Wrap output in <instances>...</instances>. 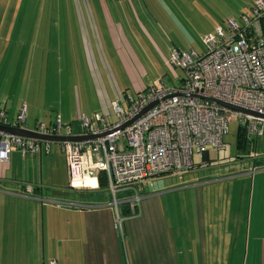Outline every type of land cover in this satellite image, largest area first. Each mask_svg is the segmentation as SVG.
Returning a JSON list of instances; mask_svg holds the SVG:
<instances>
[{"label": "crops", "instance_id": "1", "mask_svg": "<svg viewBox=\"0 0 264 264\" xmlns=\"http://www.w3.org/2000/svg\"><path fill=\"white\" fill-rule=\"evenodd\" d=\"M69 3L73 12L63 14V18L71 16L77 25L74 40L85 45L83 54L88 63V78L91 85L92 80L95 83L102 113L112 111V101L118 99L125 105L128 96H135L156 83L144 86L138 77L135 81L127 71V65L139 64L132 40L126 37V33L131 37L143 27L133 15L138 16L136 0H70ZM60 34L67 36L66 29H57L56 36ZM103 41L120 53L128 78L132 79L133 92L115 88L111 96L106 89L93 54L94 44L101 48ZM153 45L160 52L157 40L152 39L151 50H154ZM175 47L184 49L178 45L168 46L167 56L164 55L167 65L168 53ZM191 48L199 51L193 46L185 50ZM22 107L0 102V112H5L10 123H14ZM44 115L35 117L33 125L37 120L53 123L57 115L63 122L59 112L49 114L48 119ZM26 123L31 126L27 115ZM79 127L77 132L72 129L73 135L79 133ZM14 148L10 161L0 163V242L13 243V264H51L53 260L56 264H264V173L256 172L257 167L264 169V147L255 157L258 164L254 163L250 178H242L247 182L246 187L203 188L202 194L196 195L201 200L197 199L192 205H187L184 198L191 191L182 189L183 204L172 209L158 206L155 201L160 193L149 197L145 189L148 181L142 188L143 199H146H142L140 214L125 221L123 239L114 228V210L105 188L98 192L83 189L77 195L71 188L69 193H50L41 183H32L37 178L36 172H26L31 160L25 157L37 152L41 155L42 144L37 152L21 155L25 158L21 162L16 157L20 151ZM3 166H10L9 169L20 166L21 178L15 179L14 173L6 178L9 169ZM120 210L126 215L125 206L121 205ZM176 216L188 222L179 223Z\"/></svg>", "mask_w": 264, "mask_h": 264}, {"label": "rangeland", "instance_id": "2", "mask_svg": "<svg viewBox=\"0 0 264 264\" xmlns=\"http://www.w3.org/2000/svg\"><path fill=\"white\" fill-rule=\"evenodd\" d=\"M69 1L0 0V102H7L8 106L12 103L14 108L27 107L25 113L27 111L31 126L34 118L42 113L48 119L49 114L55 115L59 112L62 121L70 123L73 131L77 132L81 112L91 116L95 111L102 113V109L95 83L92 80L91 85L88 78V63L83 54L85 45L74 40L77 25L71 16L68 19L63 18V14L73 12ZM252 1L136 0L138 16L134 13L133 15L140 22L139 26L143 27L131 34V37L126 33V37L132 40L139 64L135 63L132 67L127 65V71L135 81L138 77L144 86L158 81L161 77L170 84L178 83V79L184 77L185 72L180 67L171 68L167 65L165 56L168 46L178 45L184 49L193 46L203 52L206 46L201 36L222 24L227 16L239 19L240 12L249 11L248 6ZM134 28L137 29L135 26ZM57 29H66L67 36L60 34L57 37ZM152 39L158 41L160 52L154 45V50H151ZM113 50L107 41H103L101 48L94 44L93 54L102 72L104 85L111 96L115 88L133 92V82L131 77L128 78L122 58H119L120 53ZM108 116L109 119H114L113 110ZM237 130L238 122L233 119L224 135L226 147L221 150L208 147L207 156L194 152V167L185 173L163 174L150 179L145 188L150 193L148 196L159 192L156 204L172 209L184 203L182 189L191 191L184 198L187 199V205H192L197 199L201 200L196 195L202 194L203 188L213 189L223 185L246 187L247 182L242 178H250L254 163L258 164L255 160L264 147V137L257 146L253 138L250 150L241 147L239 149L236 145ZM47 145L51 146V150L46 149ZM14 149L13 146L12 150ZM16 157L19 162L25 158L31 160V166L26 172L37 173L33 184L41 183L50 193L71 192L66 153L58 142L43 141L41 155L37 152L24 158L18 152ZM3 167L9 169L10 166ZM256 169L257 173H264L261 167ZM21 172L22 169L18 166L7 170L5 176L9 179L10 174L14 173V178L20 179ZM4 182L2 179V183ZM6 182L10 184L8 180ZM100 188H104V185ZM75 190L77 195L83 189ZM175 218L179 223L188 222V219L177 216ZM191 220L193 222L192 217ZM14 256L13 243L0 242V262L13 264Z\"/></svg>", "mask_w": 264, "mask_h": 264}, {"label": "built area", "instance_id": "3", "mask_svg": "<svg viewBox=\"0 0 264 264\" xmlns=\"http://www.w3.org/2000/svg\"><path fill=\"white\" fill-rule=\"evenodd\" d=\"M201 38L203 52L177 47L169 51L168 64L185 72L178 83L161 77L143 92L128 96L125 105L112 101L114 119L109 113L81 114L76 135L87 138L58 142L66 153L69 188L98 190L104 178L114 228L122 239L125 221L140 214L143 186L153 177L192 169L194 152L203 156L208 147L224 149V135L233 119L247 136L256 141L264 137V0H254L239 19L228 16ZM0 124L73 135L71 124L61 122L58 115L53 123L37 120L29 127L25 107L14 123L7 122L1 111ZM41 144L0 130V163L9 161L13 146L25 156L40 150Z\"/></svg>", "mask_w": 264, "mask_h": 264}, {"label": "water", "instance_id": "4", "mask_svg": "<svg viewBox=\"0 0 264 264\" xmlns=\"http://www.w3.org/2000/svg\"><path fill=\"white\" fill-rule=\"evenodd\" d=\"M229 107L239 110V111H243V112H247L250 114H255L257 115V113L244 109L242 107L239 106H235V105H228ZM0 130L14 134V135H18V136H23V137H28V138H35L40 140L41 142H61V141H80L83 140L85 138H87V136L85 135H69V136H56V135H47V134H41V133H37L31 130H27L24 128H20L17 126H10V125H6V124H0ZM208 155V152L205 153V156Z\"/></svg>", "mask_w": 264, "mask_h": 264}, {"label": "trees", "instance_id": "5", "mask_svg": "<svg viewBox=\"0 0 264 264\" xmlns=\"http://www.w3.org/2000/svg\"><path fill=\"white\" fill-rule=\"evenodd\" d=\"M254 140L253 138L251 139L249 136H247L246 131L244 129H241L240 127H238L237 130V140H236V145L237 148L240 149L241 148H246L248 150H250V143L251 141ZM255 146L258 145V141L254 140ZM255 146L253 147V149L255 148ZM194 167V166H193ZM105 181L104 178L102 177L100 184L104 185Z\"/></svg>", "mask_w": 264, "mask_h": 264}]
</instances>
